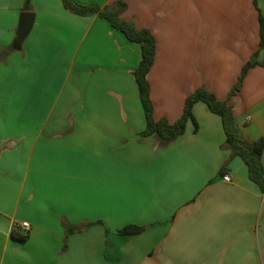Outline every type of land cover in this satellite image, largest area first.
I'll return each instance as SVG.
<instances>
[{"label": "crops", "instance_id": "1", "mask_svg": "<svg viewBox=\"0 0 264 264\" xmlns=\"http://www.w3.org/2000/svg\"><path fill=\"white\" fill-rule=\"evenodd\" d=\"M123 1L121 18L155 40V120L175 122L201 86L226 100L258 49L252 0ZM23 4L0 0V264H264V192L241 158L228 168L220 118L198 102L197 131L188 122L164 147L142 138L139 46L61 0ZM22 13L33 22L14 48ZM227 104L242 137L264 141V67ZM130 225L143 230L117 233Z\"/></svg>", "mask_w": 264, "mask_h": 264}, {"label": "trees", "instance_id": "2", "mask_svg": "<svg viewBox=\"0 0 264 264\" xmlns=\"http://www.w3.org/2000/svg\"><path fill=\"white\" fill-rule=\"evenodd\" d=\"M30 1L24 0L23 11L30 10ZM65 9L79 16L97 14L98 17L108 22L115 30L119 31L128 42L137 44L140 48V60L132 75L137 86L138 97L142 107L145 128L141 133L142 138L153 137L159 147L167 146L177 137L184 134L188 122L193 124L194 131H197V123L194 119L193 106L201 102L208 111L217 115L222 123L225 134L224 147L229 149L232 158L240 157L248 170L249 179L257 184L264 192V169L261 162L264 141H248L242 137L235 124L232 108L227 101L235 95L242 86V82L247 72L256 66L264 67V17L258 7L257 0H252L254 7L258 11V49L251 55L249 60L242 66L237 82L233 85L226 100H218L207 88L201 86L188 95L184 102L181 116L173 123L166 119H154V108L150 99V84L148 81L149 71L154 63L155 40L147 29H138L132 22L121 18L122 12L126 8L123 0L117 1L110 6L103 8L94 4L80 5L73 0H61ZM8 53V50H0V60ZM263 54V60L258 57ZM223 173V172H222ZM78 230L77 227H67V233ZM143 228L138 226H125L117 231L118 234L128 236L142 232ZM12 237L24 240L26 236L12 232Z\"/></svg>", "mask_w": 264, "mask_h": 264}, {"label": "water", "instance_id": "3", "mask_svg": "<svg viewBox=\"0 0 264 264\" xmlns=\"http://www.w3.org/2000/svg\"><path fill=\"white\" fill-rule=\"evenodd\" d=\"M33 22V14L31 13H22L20 15V20H19V32H18V37L15 41L14 48L20 47V44L22 41L25 39L27 36L28 32L31 29ZM241 163L240 157H235L231 163L229 164L228 168L230 169H235L238 164Z\"/></svg>", "mask_w": 264, "mask_h": 264}, {"label": "built area", "instance_id": "4", "mask_svg": "<svg viewBox=\"0 0 264 264\" xmlns=\"http://www.w3.org/2000/svg\"><path fill=\"white\" fill-rule=\"evenodd\" d=\"M247 120H249V117H247ZM225 182H230V178L228 175H225L222 178ZM20 229L24 230V231H28L29 230V225L26 222H22L19 224Z\"/></svg>", "mask_w": 264, "mask_h": 264}]
</instances>
